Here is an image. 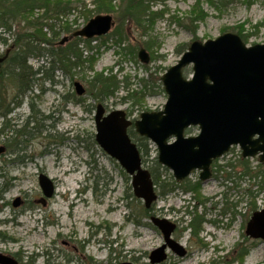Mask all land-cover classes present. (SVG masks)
Here are the masks:
<instances>
[{
	"label": "rangeland",
	"instance_id": "1",
	"mask_svg": "<svg viewBox=\"0 0 264 264\" xmlns=\"http://www.w3.org/2000/svg\"><path fill=\"white\" fill-rule=\"evenodd\" d=\"M195 1L160 0L152 9L158 16L145 28L121 24L110 13L114 26L97 40L82 39L91 40L88 46L77 38L59 44L67 35L49 33L51 44L41 45L38 58L27 60L33 70L43 66L30 90L20 94L17 81L0 79V146L5 147L0 154V253L23 257V264L31 259L33 264H150L148 255L163 244V238L147 219L142 220L145 226L125 221L126 204L134 205L127 198L130 180L123 178L119 165L94 142L93 116L98 103L106 111H125L131 120L142 112L161 111L167 96L160 77L176 65L193 41L214 40L243 25L246 45L264 44V0L249 6L245 0H226L220 14L204 5L206 19L191 23L188 12ZM84 4L93 9L92 0ZM66 19L75 21V30L87 22L76 12ZM117 26L125 33L123 51L111 36ZM22 31H27L25 23L15 22L11 31L0 28V35L10 45ZM146 41H151L149 47L143 45ZM74 47L82 60L94 56V62L75 66L70 55ZM140 48L148 55L147 63L137 58ZM5 49L0 42V54ZM129 52L133 54L127 56ZM96 73L115 76L121 82L114 97L92 98L94 90L88 82ZM182 73L189 78L191 66ZM75 82L82 86L83 95L77 96ZM139 91H143L140 106H131L126 100L128 92ZM188 130L187 135L198 133L197 127ZM154 149L149 162L156 158ZM211 172L204 183L199 171L181 182L174 180L180 186L199 182L200 202L180 188L155 202L154 214L177 224L172 237L186 251L178 257L166 250L168 258L160 264H264V242L244 232L255 210L251 198L255 196L256 210L264 208V164L257 157L242 158L240 148L234 146L214 160ZM40 173L55 188L45 206L37 202L43 196L37 179ZM171 177L169 170L162 175L165 180ZM16 199L19 205L13 207ZM195 213L204 222L192 235L185 227ZM241 249L245 255L239 258Z\"/></svg>",
	"mask_w": 264,
	"mask_h": 264
},
{
	"label": "water",
	"instance_id": "2",
	"mask_svg": "<svg viewBox=\"0 0 264 264\" xmlns=\"http://www.w3.org/2000/svg\"><path fill=\"white\" fill-rule=\"evenodd\" d=\"M113 26L111 15H96L73 37L104 36ZM65 41L67 37L60 44ZM137 56L140 62H148L144 49ZM188 65H192L191 78L182 73ZM160 82L167 96L163 109L141 113L133 125L138 135L155 146L158 163L170 170L176 181L198 170L199 180L206 182L211 177L212 161L232 146L241 149L243 158L258 156L259 162H264V44L248 47L233 33L205 42L193 41L177 64L161 76ZM75 89L78 95L84 91L79 83H75ZM131 124L124 111L105 113L98 104L94 140L130 176L133 196L149 209L157 195L150 174L142 167L140 154L127 135ZM189 127H198V134L184 136ZM3 151L0 147V153ZM38 182L44 197L50 198L54 192L52 181L41 174ZM18 205L19 200H14L13 206ZM150 222L164 240L163 245L150 252V264L166 259V247L180 257L185 255L182 246L171 238L175 224L158 217H151ZM245 234L264 242V208L252 213ZM0 264L19 263L0 253Z\"/></svg>",
	"mask_w": 264,
	"mask_h": 264
},
{
	"label": "trees",
	"instance_id": "3",
	"mask_svg": "<svg viewBox=\"0 0 264 264\" xmlns=\"http://www.w3.org/2000/svg\"><path fill=\"white\" fill-rule=\"evenodd\" d=\"M159 1L160 0H92L93 9H87L84 0H0V28L11 31L15 22H24L27 28V31L16 34V37L10 45H8L6 39L0 35V42L6 45L5 51L0 54V58L3 59L0 65V79L11 78L15 82L17 81L18 93L20 94H24L26 91L30 90L34 80L42 75L43 66H39V68L33 70L31 66L27 64L28 58L31 56L38 58L40 53L36 54V51L38 49L41 50V45L51 44L52 37L48 35L49 33L52 36H57L59 31H63L69 39H74L72 34L76 31L73 29L75 21L69 23L67 19L64 20V18H67V16L73 12L80 14L84 19V23L92 16L91 14L99 15L112 13L121 24L129 22L134 23L133 25L137 27L145 28L158 16V12L152 9ZM253 1L255 0H245L247 6L251 5ZM204 5L220 14L226 5V0H196L188 12V19L191 23L202 22L206 19L208 14L203 8ZM176 21L180 23L178 19H176ZM55 24L59 26L58 30H55ZM45 28H47V31H44ZM231 29L235 34L240 36L242 41L246 44L245 36L243 35V25L238 26L236 29ZM111 36L114 37V43L117 49L120 51L125 50L126 47L123 46V42L126 39L125 33L120 31L118 26ZM77 39L81 42L85 41L87 46L91 42V40ZM150 43L151 41H146L143 45L149 47ZM74 49L77 53H75ZM74 49L72 50L73 53L70 55L73 58L72 61H74L73 64L75 66L83 68L84 63L94 62V56L90 57V59L88 57V60H82L81 53H78L79 50L75 47ZM132 54V52H129L126 55L131 56ZM62 60L65 61L63 58ZM65 62L68 63L69 60ZM88 83L94 90L91 94L92 98L96 101H100L102 98L103 100H107L114 97L119 91L121 82L117 81L115 76H103V73H96ZM128 93L131 94L126 100L130 101L131 106H140V101L143 99V91ZM128 136L136 145L141 156L142 164L150 173L158 198L168 196L180 188L183 193L191 192L196 195L194 197L200 202L199 182L180 186L181 184L176 183L172 177L168 180L162 179V175L166 172V169L158 164L156 158L149 162L148 156L152 147L148 140L138 136L133 126L128 128ZM244 162L246 163V161ZM245 167L247 169L249 168L248 165H245ZM120 173L123 178L128 181L129 178H127L122 170H120ZM244 175H246L245 172L240 177ZM127 189L129 191L127 198H129L130 202L132 201L134 205L131 207L130 203L126 204L128 214L125 221L136 226L148 225L145 224L144 221L142 222V220L149 219L154 215V204L151 208L145 209L141 201L133 197L130 192V186H128ZM127 198L123 197L124 200ZM251 199V205L253 209L255 208L256 210L254 201L255 196ZM192 215L193 217L185 227V230L188 229L192 235H195L201 230V225L204 221L202 216H198L196 213ZM244 253L245 249H241L238 252V257L242 258L245 255ZM16 258L19 260L20 264H23V257ZM24 263L26 264V262ZM28 264H33V260L31 259Z\"/></svg>",
	"mask_w": 264,
	"mask_h": 264
},
{
	"label": "flooded vegetation",
	"instance_id": "4",
	"mask_svg": "<svg viewBox=\"0 0 264 264\" xmlns=\"http://www.w3.org/2000/svg\"><path fill=\"white\" fill-rule=\"evenodd\" d=\"M106 108V107H105ZM131 127V126H130ZM129 127V128H130ZM134 128V127H133ZM190 128H193V127H189V128H187V129H185V131H184V134L186 135V136H194V135H187L188 133H189V131L190 130H188V129H190ZM127 133H128V130H127ZM136 133V132H135ZM5 150V149H4ZM41 174H43V173H40V174H38V177H37V179L39 178V175H41ZM42 192V191H41ZM51 198V197H50ZM50 198H45L44 197V195L39 199V200H37V202L39 203V204H41L42 206H45L47 203H48V200L50 199ZM13 204H14V201L12 202V206H13ZM18 207V206H17ZM175 225H176V228H177V224L175 223V222H173ZM152 226V225H151ZM176 228H175V230H176ZM174 230V231H175ZM174 231L172 232V233H174ZM162 236V235H161ZM162 238H163V236H162ZM171 238L173 239V237H172V234H171ZM174 240V239H173ZM167 250V247H166V249H165V251ZM169 250V249H168ZM170 252H172L173 254H175V255H177L176 253H174L172 250H169ZM12 257H14L13 255L14 254H10ZM178 256V255H177ZM148 257H149V255H148ZM178 257H180V256H178ZM168 258V256L166 255V259ZM68 263H69V261H68ZM118 264H120V263H118ZM133 264V263H132Z\"/></svg>",
	"mask_w": 264,
	"mask_h": 264
}]
</instances>
